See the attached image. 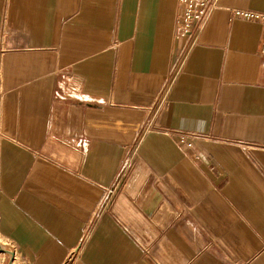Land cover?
Masks as SVG:
<instances>
[{"label":"crops","instance_id":"crops-1","mask_svg":"<svg viewBox=\"0 0 264 264\" xmlns=\"http://www.w3.org/2000/svg\"><path fill=\"white\" fill-rule=\"evenodd\" d=\"M235 10L264 0H218L188 43L180 0H0V237L25 264H264V25Z\"/></svg>","mask_w":264,"mask_h":264},{"label":"built area","instance_id":"built-area-1","mask_svg":"<svg viewBox=\"0 0 264 264\" xmlns=\"http://www.w3.org/2000/svg\"><path fill=\"white\" fill-rule=\"evenodd\" d=\"M183 5L181 26L183 33L188 36V43L192 42L203 27L210 12L217 7L218 0H180ZM235 15L247 20H257L264 25V13L254 10H235ZM188 47V46H187ZM186 47V49H187ZM264 51V46H263ZM128 163H124L119 170L114 184L108 188L99 204L95 218L109 206L115 192L123 182Z\"/></svg>","mask_w":264,"mask_h":264},{"label":"rangeland","instance_id":"rangeland-1","mask_svg":"<svg viewBox=\"0 0 264 264\" xmlns=\"http://www.w3.org/2000/svg\"><path fill=\"white\" fill-rule=\"evenodd\" d=\"M0 247L2 248H0V264H25L20 256H18L16 248L2 237H0Z\"/></svg>","mask_w":264,"mask_h":264},{"label":"water","instance_id":"water-1","mask_svg":"<svg viewBox=\"0 0 264 264\" xmlns=\"http://www.w3.org/2000/svg\"><path fill=\"white\" fill-rule=\"evenodd\" d=\"M1 248V247H0ZM2 249V248H1Z\"/></svg>","mask_w":264,"mask_h":264}]
</instances>
